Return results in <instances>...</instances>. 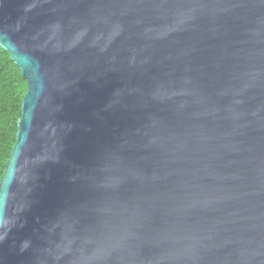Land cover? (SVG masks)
I'll use <instances>...</instances> for the list:
<instances>
[{
    "label": "water",
    "instance_id": "water-1",
    "mask_svg": "<svg viewBox=\"0 0 264 264\" xmlns=\"http://www.w3.org/2000/svg\"><path fill=\"white\" fill-rule=\"evenodd\" d=\"M0 46V264H264V0H0Z\"/></svg>",
    "mask_w": 264,
    "mask_h": 264
},
{
    "label": "trees",
    "instance_id": "trees-1",
    "mask_svg": "<svg viewBox=\"0 0 264 264\" xmlns=\"http://www.w3.org/2000/svg\"><path fill=\"white\" fill-rule=\"evenodd\" d=\"M26 88L20 68L0 46V178L15 143L17 119Z\"/></svg>",
    "mask_w": 264,
    "mask_h": 264
}]
</instances>
